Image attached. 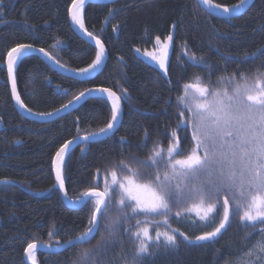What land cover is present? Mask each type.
I'll return each mask as SVG.
<instances>
[{
	"label": "trees",
	"instance_id": "trees-1",
	"mask_svg": "<svg viewBox=\"0 0 264 264\" xmlns=\"http://www.w3.org/2000/svg\"><path fill=\"white\" fill-rule=\"evenodd\" d=\"M73 1L5 0L0 7V264H27L24 252L29 242L55 247L66 244L68 239L75 240L88 227L92 204L83 203L74 209L63 204L54 184L52 158L73 138L105 128L111 119V106L105 98L95 97L50 123L23 119L14 109L2 66L12 47L26 43L50 53L69 69L89 67L97 51L71 29L68 7ZM212 3L230 7L239 0ZM83 19L85 30L102 40L107 51L99 74L90 80L67 78L34 55L23 58L15 70L18 94L25 107L36 114L56 111L92 87L109 88L122 97V118L116 132L105 140L75 146L64 159L62 174L71 200L81 198L80 194L90 187L103 190L106 178L111 183L109 173L113 169L122 179L125 173L117 168L119 160H146L154 147H162L166 152L173 131L183 149H191V128L184 131L181 125L177 129L182 108L177 97L185 82H194L199 76L204 84H209L211 75V86L215 88L218 78L224 76L225 83L220 86L230 87L227 77L231 73L243 72L251 78L257 71H264V55L259 54L264 50V0H255L241 16L231 20L206 13L195 0L89 3ZM172 25L175 38L168 75L164 77L146 53L156 54V38L162 42ZM193 54L196 61L189 58ZM201 57L203 63L199 62ZM132 167L135 170V165ZM160 167L162 171L163 164ZM141 171L143 178H147L148 170ZM115 196L119 198L118 188ZM117 207L115 203L111 206L90 243L69 246L56 253L38 251L37 264H73L84 248L94 247L101 236L108 239L106 225L115 229L116 235L111 239L117 243L99 258L101 264H122L121 254L130 257L133 247L130 233L122 235V228L135 230V220L128 222L121 217L114 224ZM175 211L173 208L169 226L184 232L189 239L216 226L182 209V215L176 217ZM231 211L230 225L211 241L189 245L177 235L175 247H161L143 264H232L244 248L242 238L252 228L241 224L234 202ZM221 216L222 208L216 216L217 223ZM151 226L154 230L170 231L166 226Z\"/></svg>",
	"mask_w": 264,
	"mask_h": 264
},
{
	"label": "snow or ice",
	"instance_id": "snow-or-ice-1",
	"mask_svg": "<svg viewBox=\"0 0 264 264\" xmlns=\"http://www.w3.org/2000/svg\"><path fill=\"white\" fill-rule=\"evenodd\" d=\"M201 2L210 8L220 7L214 5L212 0ZM4 3L5 0H0V7ZM84 3L85 0H74L71 9L72 21L81 29H84L82 15ZM245 3L246 0H239L233 7L239 9ZM223 11L229 13L230 9L225 7ZM92 38L96 40L99 51L89 67L79 70L81 74L95 70L104 58V45L96 37ZM172 39V36L167 37L169 42ZM156 43L161 45L159 37L156 38ZM168 49L169 43H164L160 47L159 55L146 53L156 60L165 72ZM33 50L35 49L31 44L19 43L7 52L12 95L22 108L25 105L16 92L14 71L24 53ZM139 51L137 49V52ZM44 54L48 55L46 52ZM259 54L264 55V50H260ZM189 58L196 61L195 54ZM199 62L203 63V57ZM224 83L225 77L221 76L217 81L218 86L213 88L209 75V84H204L199 76L194 82L183 84L182 94L177 97L178 104L182 106L177 117L181 123L177 124V129H181V125L184 131L191 128L193 144L190 150L183 149L177 132L173 131L166 152L162 147H154L146 160L135 158L129 162L119 160L117 168L125 173L122 179L119 178L118 171L113 169L109 173L111 183L109 184L106 178L103 190L98 186L90 187L80 194V201H73L92 204L88 227L74 237L76 241L90 243L95 239L96 233L100 231L102 219L115 203L118 207L114 224L118 223L121 217L128 222L135 220V230L122 228V235L130 233L129 239L133 247L131 256L122 253L120 260L122 264H143L146 257L153 255L161 247L165 249L175 247L177 234L185 240L189 239L184 232L175 228L171 231L152 228L153 222L157 226L161 223L169 225L173 208L177 209L174 213L176 217H180L183 211L194 214L200 221L216 224L211 231H205L196 237L197 241H207L222 234L230 225L231 207L234 202L241 224L245 228L251 227L252 231L246 232L242 238L244 248L233 264H264V71H257L251 78L243 72H234L227 77V84L230 87L220 86ZM88 91L106 93L108 100L111 101L110 122L105 128L100 129V133H106L114 127L118 119L122 97L109 88ZM83 95L81 92L80 96ZM80 96H77L76 100H79ZM83 139L88 140L89 136H84ZM71 143L70 140L64 144L55 153L53 161L61 191H64L65 187L62 174L64 153ZM132 165H135V170ZM141 170H148L147 178H143ZM117 188L118 199L115 196ZM229 197L232 198L231 202ZM221 208L222 216L217 223L216 216ZM141 216L144 217L143 222ZM105 229L108 239L101 236L94 247L84 248L73 264H101L99 258L106 256L109 248L117 243L111 239L116 235L115 229L108 225ZM51 235L50 231L49 236ZM65 243L73 246V239H68ZM37 246L36 242L27 244L25 254L31 264H37Z\"/></svg>",
	"mask_w": 264,
	"mask_h": 264
},
{
	"label": "water",
	"instance_id": "water-1",
	"mask_svg": "<svg viewBox=\"0 0 264 264\" xmlns=\"http://www.w3.org/2000/svg\"><path fill=\"white\" fill-rule=\"evenodd\" d=\"M113 1H115V0H85L84 5L89 4V3H99V2L100 3H110V2H113ZM195 1H196V3H199L200 7L204 11H206L207 13H210L214 17H217V18L221 17V18H225V19H231V18H235V17L241 16L244 13V11H246L247 8H249L255 0H246L245 5L242 6L241 8H239V9H236L234 7H230L229 8L230 9L229 13H225L223 11L222 7H219V8L211 7L210 8L207 5H205L204 3H202L201 0H195ZM72 5H73V3L69 7V20H70V24H71L72 30H74L75 34L77 36H80L84 41H86L88 43H91L95 47L96 51L98 52L99 51V47L96 45V40L92 38L93 36L88 35L86 30L81 29L78 25L73 23L72 16H71ZM107 22H108V20H106L104 24L106 25ZM174 29H175V26L172 25L170 33L168 34V36H172V38H173L172 41L169 42L167 40L168 36H166V39L163 42V44L164 43H169L167 68H168V64H169V61H170V56H171L172 50H173L172 47H173V42H174ZM33 49H35V48H33ZM104 50H105V47H104ZM25 53L26 54L38 55L39 58L45 64L49 65V67L53 71H55L57 74H61V75L66 76L68 78L71 77V78L79 80V81H81V80H90L93 77H95L97 74H99V72L104 67V65L106 63L105 61L107 59V51L105 50L104 58H103L101 64L95 70L90 71L87 74H81L80 72H76V71H73L71 69L69 70V69L65 68L64 66L61 67V64H58L50 56L49 53L46 56L44 54L45 51H39V49H37V48L35 50H33V51H26ZM159 53H160V50H159L158 54ZM7 60H8V57L5 60V65L6 66H7ZM155 67H156V70H159L163 74L164 77L167 76V72H165L164 69L160 68V66H159V64L157 63L156 60H155ZM7 77H8V82H9V88H11L10 89L11 90V98L13 99L14 108L18 111V113L24 119H27V120L29 119V120H32V121L37 122V123H50L51 121H55L57 119H60L61 115L71 114L74 110L79 108L83 104L84 101L91 100V99H93L95 97L105 98L107 101H109L108 98H107V94L106 93H101V92H97V91L89 92L88 91L89 89H88V90L83 91V93H84L83 96L79 95L80 96L79 100H76V98H75V99L72 100V103L65 104V105H68L66 108L64 107L65 105H63V106H61V109H59V111L57 110V111L51 112L52 115H37V114L33 113L32 111H27L26 107H24V108L20 107V105L16 102L15 98L12 95V84H11V79H10V77L8 75V69H7ZM15 80H16V76H15ZM92 89H97V88H92ZM16 92L18 94L17 87H16ZM109 103H110V101H109ZM121 118H122V115H121V112H120L117 121L114 123V127L111 130L107 131L106 133L98 132V133H94L95 135H85V136H89L88 140H84L83 137L73 138V140H71L72 143L68 145V148H67L66 152L64 153V157L70 151H72L73 147H75L77 145H84V143H86V144L95 143V141L105 140V138L110 137L111 135H113L116 132V130L118 129V127H119L118 125H119V123L121 121ZM54 159H55V155H54V157L52 159V173H53V176H54V182L56 184V188L58 189L59 193L61 194V198H62L63 204L66 205L69 208H76L78 203H73V201L68 199L67 195H65V187H64V191L60 190L59 184H58L57 179H56V171H55V168L53 167ZM153 223H155V222H153ZM160 225L164 226V224H162V223ZM182 240L185 243H188L190 245H195V244L201 242V241H197L196 238L191 239V240H185L182 237ZM77 243H82V242L73 240V245H77ZM37 245L38 246H37V250L36 251H43V252L46 251V252H49V253L60 252V251H63L65 249H67V247H69V245H67V244H62V245L58 244V245H56V247L47 246V245L44 246V245H39V244H37ZM24 260L27 262V264H31V261L28 259L26 254H24Z\"/></svg>",
	"mask_w": 264,
	"mask_h": 264
},
{
	"label": "flooded vegetation",
	"instance_id": "flooded-vegetation-1",
	"mask_svg": "<svg viewBox=\"0 0 264 264\" xmlns=\"http://www.w3.org/2000/svg\"><path fill=\"white\" fill-rule=\"evenodd\" d=\"M14 4H15V2H14V3H12V5H11V6H9V9L13 8ZM9 22H10V21H9ZM0 128H1V123H0Z\"/></svg>",
	"mask_w": 264,
	"mask_h": 264
},
{
	"label": "bare ground",
	"instance_id": "bare-ground-1",
	"mask_svg": "<svg viewBox=\"0 0 264 264\" xmlns=\"http://www.w3.org/2000/svg\"><path fill=\"white\" fill-rule=\"evenodd\" d=\"M175 38V37H174ZM173 51V50H172ZM23 56H25V54L23 55ZM19 61V60H18ZM110 101V100H109ZM85 102V101H84ZM83 102V103H84ZM110 103H111V101H110ZM61 116H63V115H61ZM69 208V207H68ZM72 209H74V208H72ZM187 224V223H186ZM194 239V238H193ZM191 240V239H190ZM62 245V244H61ZM56 247V246H55ZM66 250V249H65ZM64 251V250H63Z\"/></svg>",
	"mask_w": 264,
	"mask_h": 264
},
{
	"label": "rangeland",
	"instance_id": "rangeland-1",
	"mask_svg": "<svg viewBox=\"0 0 264 264\" xmlns=\"http://www.w3.org/2000/svg\"><path fill=\"white\" fill-rule=\"evenodd\" d=\"M233 264V263H232Z\"/></svg>",
	"mask_w": 264,
	"mask_h": 264
}]
</instances>
